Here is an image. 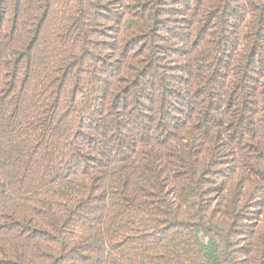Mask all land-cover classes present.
I'll return each instance as SVG.
<instances>
[{"label":"trees","instance_id":"16d2710c","mask_svg":"<svg viewBox=\"0 0 264 264\" xmlns=\"http://www.w3.org/2000/svg\"><path fill=\"white\" fill-rule=\"evenodd\" d=\"M0 264H264V0H0Z\"/></svg>","mask_w":264,"mask_h":264}]
</instances>
